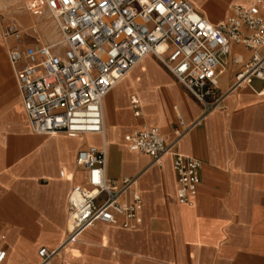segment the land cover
Instances as JSON below:
<instances>
[{"label": "crops", "instance_id": "crops-1", "mask_svg": "<svg viewBox=\"0 0 264 264\" xmlns=\"http://www.w3.org/2000/svg\"><path fill=\"white\" fill-rule=\"evenodd\" d=\"M218 2L209 4L222 8ZM5 41L0 40V264H37L38 248H54L65 236L67 195L83 182L77 150L102 141L31 131L6 56L13 40ZM236 49L246 57V50ZM235 70L230 66L219 76L218 101L210 110L153 55L117 82L102 100L105 173L110 180L136 179L141 224L124 229L95 223L51 264H264L263 84L232 88ZM132 95L140 103L139 117L129 103ZM144 123L159 127L167 141L175 127L186 128L177 151L201 163L192 205L177 202L170 154L157 165L129 150L124 137Z\"/></svg>", "mask_w": 264, "mask_h": 264}, {"label": "built area", "instance_id": "built-area-1", "mask_svg": "<svg viewBox=\"0 0 264 264\" xmlns=\"http://www.w3.org/2000/svg\"><path fill=\"white\" fill-rule=\"evenodd\" d=\"M23 8L30 17L48 13L58 37L42 41L33 23L23 27L12 21L2 31L3 39L13 40L6 56L29 128L102 141L100 147L89 144L76 152L83 182L67 195L65 236L56 247L37 250V264H51L95 223L136 229L142 221L136 179L106 177V94L147 55L209 110L218 101L217 80L230 66L236 67L232 88L258 80L264 94V0L233 3L217 23L190 0H24ZM236 48L246 50V57ZM129 103L139 117L138 98L130 96ZM178 124L183 125L179 116ZM185 130L175 127L167 141L159 127L144 123L124 140L129 150L148 155L150 164L159 165L170 154L177 202L192 205L201 163L177 151ZM4 254L0 251V263Z\"/></svg>", "mask_w": 264, "mask_h": 264}, {"label": "rangeland", "instance_id": "rangeland-1", "mask_svg": "<svg viewBox=\"0 0 264 264\" xmlns=\"http://www.w3.org/2000/svg\"><path fill=\"white\" fill-rule=\"evenodd\" d=\"M195 7L200 6V8L204 9L208 16H206L205 13L201 12L199 8L197 10L202 13L206 18L209 17L213 22L217 23V21H220L223 19V17L228 12V9L231 4L233 3H242L247 4L248 1H241V0H220V2L216 3V5L221 6L222 8V15L220 18L214 17L211 15L210 12V4L214 2V0H191ZM24 0H0V40H4L2 36V31L5 28V26L9 22H17L19 25L23 27H27L30 24H34L35 26H39V37L42 41L46 42H52L54 39L57 41V33L53 24L52 19L49 17L48 13H43L42 15L38 17H30L28 16L23 8ZM208 3V4H207ZM220 8V7H217ZM208 10V11H207ZM28 19V22L26 24H23V21H26ZM208 19V18H207ZM30 22V23H29ZM10 39H6L5 42H10Z\"/></svg>", "mask_w": 264, "mask_h": 264}, {"label": "bare ground", "instance_id": "bare-ground-1", "mask_svg": "<svg viewBox=\"0 0 264 264\" xmlns=\"http://www.w3.org/2000/svg\"><path fill=\"white\" fill-rule=\"evenodd\" d=\"M197 8H199V10H201V12H203V13H205L206 14V16H208V13L204 10V9H202V8H200V6H197ZM198 11V10H197ZM208 11V10H207ZM199 12V11H198ZM210 12H211V15L212 16H214V17H217V18H220L221 17V15H222V9L221 8H210ZM200 13V12H199ZM201 15H203L202 13H200ZM209 20H210V22L211 23H213V21H211V19L209 18V17H207ZM10 40H11V38H9ZM4 40H6V39H4ZM52 42H56V39H54Z\"/></svg>", "mask_w": 264, "mask_h": 264}]
</instances>
